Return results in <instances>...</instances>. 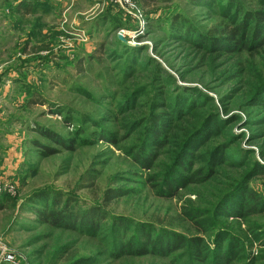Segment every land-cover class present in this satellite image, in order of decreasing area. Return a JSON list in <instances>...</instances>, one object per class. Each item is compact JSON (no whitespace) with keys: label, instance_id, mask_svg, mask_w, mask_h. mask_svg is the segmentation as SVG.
I'll return each instance as SVG.
<instances>
[{"label":"rangeland","instance_id":"1","mask_svg":"<svg viewBox=\"0 0 264 264\" xmlns=\"http://www.w3.org/2000/svg\"><path fill=\"white\" fill-rule=\"evenodd\" d=\"M140 1L136 0L137 10L130 12L116 0H0V86L9 87L6 96L0 97L3 118L0 122V166L5 163L0 169V195L15 200L0 208V264H48L54 249L69 240L75 243L67 254L72 250L77 256L93 252L95 264H150L156 261L151 257L124 260L101 253L107 249L100 241L102 230L96 235L75 228H50L44 233L46 225L38 224L35 213L27 205L39 206L33 201L38 199L28 198L34 190L43 188L48 190L45 195L50 197L68 195L67 198H75L73 202H77L80 211L92 204L95 192L102 197L112 186L134 188L142 198L147 196L146 193L151 195L144 183L147 171L139 169L130 154L139 146L141 141L135 142L140 135L127 130V126L139 121L137 117L142 119L151 112L153 94L158 89H163V100L173 97L185 86L205 92L213 98L215 109L224 121L223 134L213 136L208 148L230 137L233 140L229 142H235L233 149L241 148L264 166V126L260 125L264 123V100L250 103L256 85L253 78L264 74V51L257 56L243 54V58L249 56L251 60V64H246L247 68L253 65L255 69L248 70L245 74L251 76L245 75L241 81H233L232 76L221 80L230 62L224 59L219 60L215 68L217 78L185 80L181 74L187 76L184 69L193 62L185 57L184 50L187 49L180 41L170 42L166 35L169 26L164 24L163 27V23L177 14L174 8L178 5L192 11L205 9H190L187 0H142L143 5ZM104 14L109 21L103 19ZM217 15L208 13L198 18L207 28L219 24L222 19ZM117 22L120 26L115 29ZM120 32L125 41L119 39ZM122 46L140 53L136 67L145 63L132 75L124 74L125 63L117 61V55L110 57L111 50ZM88 60L92 66L86 69ZM165 77H168L167 81H164ZM261 79L264 77H259L257 84ZM162 83L161 87H154ZM136 84L143 85L142 95L131 99L129 95ZM235 88L239 91L233 93ZM187 90L199 95L195 89ZM30 91H33L31 97ZM230 93L233 98L226 103L222 97ZM63 107L68 111L66 119L64 113L59 112ZM250 115L254 119L250 123L256 125H250ZM95 120L96 126L89 125ZM37 122L62 139L70 137L81 124H86V130L99 138L91 137L89 142L74 145L71 150L66 144L50 143L49 139L34 133ZM180 125L181 128L189 127V122L183 121ZM106 129L131 137L123 141L118 135L121 139L113 143L109 141L113 136H108ZM178 130H173L172 136L180 137ZM35 138L56 150L48 157L41 156L38 153L40 147L32 143ZM182 157L186 160L191 154ZM232 174L237 176L239 171L220 164L211 184L221 193L233 182ZM89 175L97 182L85 180ZM199 184L182 189L174 198L151 196L144 208L138 206L140 197L136 196L112 202L107 207L104 204L103 220L100 219L104 224L120 222L121 217L147 221L154 216L165 217L167 213L165 218L170 221L184 206H189L186 201L191 200L192 206L199 207L201 194L209 200L203 204H209L211 208V199L207 192L196 186ZM249 185L264 194V176L260 180L253 178ZM70 205V210L76 211L75 203ZM111 216L119 217L110 219ZM226 219V226L244 240L242 249L246 254L264 259V243L260 244L253 236L247 221L232 214H227ZM256 221L259 228L264 226V216ZM172 227L181 229L176 223ZM35 236L39 238L38 243L29 245ZM95 248H99L97 253Z\"/></svg>","mask_w":264,"mask_h":264},{"label":"trees","instance_id":"2","mask_svg":"<svg viewBox=\"0 0 264 264\" xmlns=\"http://www.w3.org/2000/svg\"><path fill=\"white\" fill-rule=\"evenodd\" d=\"M143 1L141 0L140 4L143 5ZM187 5L190 9L205 10L192 11L178 5L174 8L177 14L163 23V27L164 24L169 26L166 35L170 42L180 41L187 49L184 50L185 57L193 62V65L184 69L188 73L187 76L185 73L181 74L183 79L191 81L202 77L206 81L208 77L209 79L217 78L215 68L221 59L230 61L226 68L227 73L221 77L222 81L230 76L233 77V81H241L245 75L251 76L245 73L248 70H254L255 66L249 65L247 68L246 64L248 62L251 64V60L249 56L243 58V54L257 56L264 51V0H187ZM33 9L35 10L34 7ZM208 13H218L217 16H220L222 20L218 25L204 28L205 24L200 22L201 18L198 17ZM191 15L194 17L191 18ZM103 19L110 20L106 14ZM119 26V23L116 24L115 29ZM111 51V58L117 55V61L125 63L124 74L132 75L138 68H143L145 65L143 62L135 66L140 58L138 51H132L125 46ZM86 66V69L92 66L89 60ZM262 76L264 77V74L253 78V83L256 85L253 88L250 103L264 100V80L261 79L257 84L258 78ZM167 79L168 77H165L164 81ZM140 85L136 84L133 87L129 95L131 99L142 95L143 85ZM162 85L164 84L154 87L159 88ZM205 85L208 86V82ZM188 88L197 90L200 96L190 92ZM237 89H233V93L239 91ZM162 93L163 89L154 92V102L148 115H144L142 119L137 117L139 121L127 126V130H134L133 133L140 135L135 142L141 141L139 146L134 147L130 154L135 165L147 171L144 183L149 187L151 195L146 193L147 196L142 198L134 188L112 186L110 191L103 193L102 197L98 195V192H93L92 204L80 211L77 202H73L75 198H67L68 195L50 197L45 195L48 190L43 188L34 190L28 198H36L42 202L33 200L39 206L27 205L28 208L35 213L38 224L46 225L44 233H48L50 228L60 230L75 228L79 231L86 230L92 235L102 230L99 236L100 241L104 242L107 249L101 253H107L118 259L151 257L156 260L150 264H159L158 261L165 262V264H264V259L246 254L242 249L244 240L237 232L226 226L227 214L243 218L258 242L264 243V226L259 228V222L256 221V218L264 216V194L249 185L253 178L262 179L264 166L241 148L233 149L232 145L235 142H229L233 140L230 137L208 148L213 141V136L223 134L224 121L219 111L215 109L213 98L205 92L203 93L197 87L185 86L182 91H176L173 97L165 100L161 98ZM233 93L223 96L222 99L227 103L233 98ZM30 94L29 97L33 96V91H30ZM59 112L64 113V119H66L68 111L65 107ZM193 120L196 122H192ZM253 120L250 115L249 123ZM183 121L189 122V127L181 128L180 124ZM89 125L96 126L97 121ZM134 125L136 126L133 128ZM250 125L256 124L250 123ZM260 125L263 127L264 123ZM34 127V133L49 139L50 143L66 144L71 150H74V145L89 142L91 137H96L92 139L99 138L97 134L86 130V124L84 126L81 124L76 132L63 139L39 122ZM175 129H179L180 137L172 136L171 133ZM106 133L108 136H113L109 140L113 143L121 138L124 141L131 137L127 136V133L120 136L117 132V134L108 132L107 129ZM254 138L253 133L252 139ZM32 143L40 147L38 153L41 156L48 157L56 150L38 138H35ZM187 154H191V157L185 160L182 156ZM220 164L239 171L237 176L232 174L233 182L221 193L216 190L214 184H211V179H214L213 174ZM199 165V168H195ZM85 180L94 181V177L89 175L85 177ZM193 184H199L196 186L200 187L202 192L208 193L211 208L208 207L209 204H203L208 203L209 200L204 199L201 194L198 199L199 207L192 206L191 200L186 201L189 206H184L179 215L170 221L165 218L168 215L166 213L165 217L154 216L147 218V221H135L121 217L120 222L110 221L108 224L102 222L105 208L112 202L126 197L133 199V196H136L140 197V201L137 202L138 206L144 208L147 199L151 196L174 198L183 191L182 189L186 190ZM6 196L0 195V208H5L8 202L15 201L10 196ZM70 203H75L76 211L70 210L72 207ZM115 217L119 216H111L110 219ZM173 223L181 229L173 228ZM31 241L28 242L29 245L38 243V236L32 238ZM70 241L54 249L48 264H95L93 252L77 256L72 250L67 254L70 246L75 243V241ZM95 249L97 253L99 248Z\"/></svg>","mask_w":264,"mask_h":264},{"label":"built area","instance_id":"3","mask_svg":"<svg viewBox=\"0 0 264 264\" xmlns=\"http://www.w3.org/2000/svg\"><path fill=\"white\" fill-rule=\"evenodd\" d=\"M121 7L125 8L128 11H135L138 8L136 0H116ZM140 13V11H139Z\"/></svg>","mask_w":264,"mask_h":264},{"label":"crops","instance_id":"4","mask_svg":"<svg viewBox=\"0 0 264 264\" xmlns=\"http://www.w3.org/2000/svg\"><path fill=\"white\" fill-rule=\"evenodd\" d=\"M9 90V87L4 88V84L3 86H0V97L2 96H6V92ZM3 92V93H2ZM2 111L0 110V122L2 121V115H1ZM5 163H3V165L0 166V169L4 168Z\"/></svg>","mask_w":264,"mask_h":264},{"label":"water","instance_id":"5","mask_svg":"<svg viewBox=\"0 0 264 264\" xmlns=\"http://www.w3.org/2000/svg\"><path fill=\"white\" fill-rule=\"evenodd\" d=\"M118 37H119L120 40L125 41V39H124V37H123V32H120V33L118 34ZM126 42H127V40H126Z\"/></svg>","mask_w":264,"mask_h":264}]
</instances>
